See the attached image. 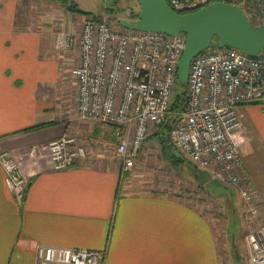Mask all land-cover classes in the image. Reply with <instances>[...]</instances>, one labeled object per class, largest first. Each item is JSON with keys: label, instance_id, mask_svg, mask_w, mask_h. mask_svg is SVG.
Instances as JSON below:
<instances>
[{"label": "crops", "instance_id": "obj_1", "mask_svg": "<svg viewBox=\"0 0 264 264\" xmlns=\"http://www.w3.org/2000/svg\"><path fill=\"white\" fill-rule=\"evenodd\" d=\"M33 4L0 0V151L15 157L29 179L19 203L0 165V264H36L39 246L106 249L104 264H219L206 211L189 198L145 190L136 167L122 176L111 126L96 123L86 133L69 123L78 48H59L51 7L40 21ZM241 112L240 153L264 203V104ZM66 134L88 152L56 170L47 143ZM147 147L144 141L137 158Z\"/></svg>", "mask_w": 264, "mask_h": 264}, {"label": "built area", "instance_id": "obj_2", "mask_svg": "<svg viewBox=\"0 0 264 264\" xmlns=\"http://www.w3.org/2000/svg\"><path fill=\"white\" fill-rule=\"evenodd\" d=\"M217 0H167L184 13ZM227 1V0H221ZM249 21L264 25V0H235ZM254 25V24H253ZM255 26V25H254ZM186 34L127 29L105 18L88 17L75 39L58 33L59 48L78 46L76 118L111 126L115 157L125 175L152 127L165 121L178 86L177 65ZM185 108L171 121L170 141L177 152L213 180L238 190L245 204V264H264V203L252 188L240 153L242 107L264 104V51L248 56L233 47L213 45L190 62ZM52 166L67 169L88 148L74 135L47 143ZM0 165L17 202L29 185L20 162L0 151ZM106 249L39 246L36 264H104Z\"/></svg>", "mask_w": 264, "mask_h": 264}, {"label": "rangeland", "instance_id": "obj_3", "mask_svg": "<svg viewBox=\"0 0 264 264\" xmlns=\"http://www.w3.org/2000/svg\"><path fill=\"white\" fill-rule=\"evenodd\" d=\"M32 1H34V15L40 21L45 19L46 10L48 11L51 7L50 28L55 33L56 41L60 32L71 33L76 39L87 16L105 18L107 21L119 26L121 19L128 18L125 13L127 8H132L136 15L140 10L138 0H120L114 10L107 8L112 7L115 0H67V5L74 3L81 10L89 12L86 14L74 13V11L68 10L67 6L63 4V0ZM227 2L237 4L235 0H227ZM58 8H62V14L58 13ZM73 14L78 16H73ZM136 20L137 16L136 19L131 21ZM252 22L255 26H258L262 21L254 20ZM78 65L79 50L77 67ZM77 67L75 66V69ZM74 74L77 79L76 70ZM180 89L181 87L177 86L176 91ZM77 95L78 92L73 90L67 97L69 102L66 103L73 107L72 112L69 111L68 113V120L69 123L79 122L75 125L80 124L86 127L84 132L88 133V129H93L96 123L83 122V124L81 121H77ZM256 105L259 106L260 104ZM243 120L248 126H254L246 114ZM156 130L157 127L150 129L145 140L148 143V149L141 151L140 155L143 156H139L135 161V165H133V168L136 167L139 178L145 184L143 188L155 192H168L196 202L213 219L219 250L218 263L245 264L249 255L246 240L249 229L245 221L247 205L240 193L230 185L213 180L206 169L196 166L180 155L176 149V152L164 150L158 140L159 136L156 134Z\"/></svg>", "mask_w": 264, "mask_h": 264}, {"label": "water", "instance_id": "obj_4", "mask_svg": "<svg viewBox=\"0 0 264 264\" xmlns=\"http://www.w3.org/2000/svg\"><path fill=\"white\" fill-rule=\"evenodd\" d=\"M137 20L120 21L127 29L156 31L170 35L186 34V43L177 65L178 81L187 85L191 60L207 48L233 47L248 56L264 51V25L254 26L244 11L227 1H213L189 12L174 10L167 0H138ZM127 17L134 15L132 8L125 10Z\"/></svg>", "mask_w": 264, "mask_h": 264}, {"label": "trees", "instance_id": "obj_5", "mask_svg": "<svg viewBox=\"0 0 264 264\" xmlns=\"http://www.w3.org/2000/svg\"><path fill=\"white\" fill-rule=\"evenodd\" d=\"M63 4L67 6L68 10L74 11V13H82V14L89 13L87 11L81 10L74 3L67 5L68 4L67 0H63ZM214 45H216V40H214ZM178 86L181 87V89L176 92V95L172 102L170 113L167 115L165 121L157 126V130H156V134L159 136L158 140L164 150H173L169 137V133L172 128L171 121L174 118H176L178 114L185 108L187 101V86H183L179 82H178Z\"/></svg>", "mask_w": 264, "mask_h": 264}, {"label": "flooded vegetation", "instance_id": "obj_6", "mask_svg": "<svg viewBox=\"0 0 264 264\" xmlns=\"http://www.w3.org/2000/svg\"><path fill=\"white\" fill-rule=\"evenodd\" d=\"M120 0H115L114 4L112 5V7H108L107 9H111V10H114L115 9V6L117 5V3L119 2ZM119 11V10H118ZM134 13V11H133ZM124 19H127L129 21H131L132 19H136V14L134 13V15L132 17H128V18H124ZM123 20V19H121Z\"/></svg>", "mask_w": 264, "mask_h": 264}]
</instances>
